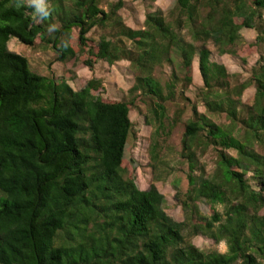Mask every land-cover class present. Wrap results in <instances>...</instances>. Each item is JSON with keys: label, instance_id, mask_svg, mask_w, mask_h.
I'll use <instances>...</instances> for the list:
<instances>
[{"label": "trees", "instance_id": "trees-1", "mask_svg": "<svg viewBox=\"0 0 264 264\" xmlns=\"http://www.w3.org/2000/svg\"><path fill=\"white\" fill-rule=\"evenodd\" d=\"M46 1L50 14L40 18L26 0H0V264H264V0H174L166 16L147 13L140 30L117 15L124 0L109 12L99 0ZM106 26L113 35L89 37ZM243 30H254L256 42L237 51ZM11 39L91 71L98 62L130 63L136 78L129 99H103L98 80L75 91L63 78L33 73L9 50ZM210 47L243 61L262 55L250 78L232 85ZM194 63L205 113L192 105L182 122L188 188L176 186L184 215L177 222L154 184L137 187L125 153L134 132L130 113L144 105L146 124L155 128L151 158L160 159L158 140L183 113L178 108L172 120L169 107L190 103ZM165 66L162 84L155 72ZM252 86L255 95L243 104ZM209 150L212 174L198 157ZM196 237L223 242L227 252H203Z\"/></svg>", "mask_w": 264, "mask_h": 264}, {"label": "rangeland", "instance_id": "rangeland-1", "mask_svg": "<svg viewBox=\"0 0 264 264\" xmlns=\"http://www.w3.org/2000/svg\"><path fill=\"white\" fill-rule=\"evenodd\" d=\"M117 1L99 0L98 5L105 12H109L110 5ZM124 2L125 7L117 12V15L122 18L125 26L133 30L144 29L147 13L160 10L166 16L174 8V0H158L153 4L143 0H124ZM46 3L49 6L47 1ZM110 35H113V30L110 26H106L104 28H94L89 37L98 42L102 36ZM241 36L243 41L237 45V49H235L237 51L248 44L256 42L257 34L254 30H243ZM125 44L131 48L130 43L125 42ZM8 48L10 51L26 58L33 73L48 78L54 77L58 80L63 78L75 91L81 90L86 82L94 79L101 82L100 97L106 100L120 101L129 99V91L135 85L136 72L128 62H120L114 66L98 62L91 71L77 60H72L66 64L54 63L55 54L50 48L46 50L41 47L28 48L16 39H11ZM210 50L213 52V61L227 68L228 73L232 76V85L245 83L251 76V69L262 55L256 52L250 55L246 61H243L233 55L219 56L213 47H210ZM169 72V68L165 66L162 69H157L155 75L160 78L163 84L167 80ZM201 87L202 80L197 70V64L194 63L193 83L185 92V96L190 100V103L177 101L174 106L169 107L168 117L172 120L178 108L183 109V113L180 122L171 131V135L167 137L162 134L159 138L161 148L158 161H153L150 154L155 128L146 124V116L148 115L146 107L139 105L140 111L135 110L130 113V120L134 124V132L128 141L125 158L128 162H131L132 168L136 170L137 187L141 190H148L154 184L166 199L167 215L177 222H183L184 215L175 199L176 186H179V191L183 193L188 188V163L182 157V122L191 117L192 105H196L199 112L205 113V108L196 99L198 89ZM255 92L254 86L245 90L241 96V102L246 104L255 95ZM212 119L217 124L228 123L223 117H212ZM198 157L200 164L206 167L207 173L212 174L215 170V159L211 150L205 155L198 153ZM207 210L206 204H202V213L207 214ZM223 210L222 206L218 207V211L221 213H223ZM262 214H264V210H262ZM193 244L203 252H227V246L224 247L222 243L215 244L212 240L204 237H196L193 239Z\"/></svg>", "mask_w": 264, "mask_h": 264}, {"label": "clouds", "instance_id": "clouds-1", "mask_svg": "<svg viewBox=\"0 0 264 264\" xmlns=\"http://www.w3.org/2000/svg\"><path fill=\"white\" fill-rule=\"evenodd\" d=\"M27 4L35 8V15L39 16L40 18H47L50 14L46 0H27ZM54 28V25L50 26L49 31H52ZM222 245L226 247L223 242Z\"/></svg>", "mask_w": 264, "mask_h": 264}]
</instances>
